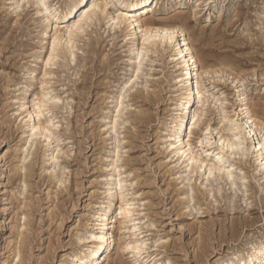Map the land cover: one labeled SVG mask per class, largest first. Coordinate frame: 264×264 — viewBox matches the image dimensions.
Returning <instances> with one entry per match:
<instances>
[{
  "label": "rangeland",
  "instance_id": "rangeland-1",
  "mask_svg": "<svg viewBox=\"0 0 264 264\" xmlns=\"http://www.w3.org/2000/svg\"><path fill=\"white\" fill-rule=\"evenodd\" d=\"M73 1L45 0V8L0 0V264L75 263L94 227L93 206L114 184L134 212L128 223L118 215L113 229L129 249L104 264H217L258 243L264 171L252 153L221 148L219 130L241 100L264 121V0H158L143 17L186 22L212 71L202 78L208 101L191 150L210 163L219 156L232 179L227 169L188 172L173 153L180 85L172 50L157 44L140 61L126 23L109 21L116 8L90 19L72 43L63 38L46 62L56 28L66 36L79 15L67 17ZM39 120L46 128L33 135ZM205 122L212 134L201 143Z\"/></svg>",
  "mask_w": 264,
  "mask_h": 264
},
{
  "label": "bare ground",
  "instance_id": "bare-ground-1",
  "mask_svg": "<svg viewBox=\"0 0 264 264\" xmlns=\"http://www.w3.org/2000/svg\"><path fill=\"white\" fill-rule=\"evenodd\" d=\"M74 0L69 5L66 14L67 17L76 13L79 15L66 26L67 35L61 36L62 31L56 28L53 39L56 44L53 46L51 41V49L49 56L46 60L47 63L51 62L59 53V44L63 38H66L70 43L75 40V34L80 31L90 19L99 17L107 11L108 7H100L97 11L94 6L109 5L108 0ZM113 1V0H112ZM116 3L121 5L115 9L113 13L110 12L109 21L112 26H120L123 22L126 23L127 32H131L135 36V41H139L137 48V57L143 60L147 53L154 50L159 45L166 44L172 50V61L175 64L177 74L175 75L176 84L180 85V94L176 99L178 113L172 119V126L175 127L171 130L172 142L170 146L173 148V153L179 156V159L185 163L188 172H196L198 170L206 169L207 176L209 170H221L222 163L209 162L206 158L200 157L197 153L191 150L192 141L196 135V130L200 124V118L204 114V107L208 101V97L204 92V85L202 78L204 75L212 73L207 63L200 62V57L197 56L195 47L187 32L186 22L181 16L175 17V20L183 21L178 25L166 21H157L155 18H143L153 12V7L157 5L158 0H116ZM82 5V7H80ZM44 6V5H43ZM83 8V11L81 10ZM109 14V13H108ZM78 18V19H77ZM184 24V25H183ZM71 30V32H69ZM127 36V35H126ZM129 36V35H128ZM132 39V38H131ZM134 42V39L133 41ZM135 45V44H133ZM134 49H130L133 51ZM140 60V61H141ZM137 71H134L133 77H139L142 64L139 63ZM48 72L45 71L44 75ZM131 79H129V82ZM43 82H47L44 80ZM40 101L37 103L39 106L43 103L45 98L44 93H39ZM31 97V96H30ZM26 97L27 102H34L32 98ZM241 100V99H240ZM198 105V106H197ZM32 115V112H29ZM224 120L226 124L220 128L219 134L220 144L223 147H228L231 152L239 151L241 141L243 142L244 153L250 152L254 155L255 160L258 161L259 172L264 171V121L261 120L253 111L249 103H244L243 100L234 107L233 115H225ZM235 122L232 124L231 122ZM204 128L201 129L200 139L204 141L208 133L212 134V127L204 123ZM46 128L44 122L40 120L33 126V135L37 134L39 130ZM231 131V135H225L224 129ZM218 128H215L217 130ZM240 137V140L236 139ZM221 147V148H223ZM118 160V159H117ZM227 176L229 177L228 171ZM231 176L232 173H231ZM115 186L109 187V195L104 202H97L93 206L92 221L94 223L93 229L81 239H87L84 244L82 253L73 264H104V262L111 259V256L118 248L125 252L129 249L128 246L121 243L124 236L122 233L117 234L113 231L116 227L115 224L121 219L128 223V213L134 212L129 207L130 203L123 194V187L114 184ZM119 193L113 194L112 190H118ZM119 209V213L117 210ZM4 225L1 226L3 231ZM121 228V227H120ZM119 228V229H120ZM4 237V235H3ZM1 239V238H0ZM132 252L140 253L143 249L142 245L137 243L133 247ZM17 261L20 259V254L17 255ZM113 264H123L121 261L113 259ZM217 264H264V236L258 243H254L243 250L228 252L221 255L215 260ZM16 264V263H15ZM152 264H170V260L162 262L153 261Z\"/></svg>",
  "mask_w": 264,
  "mask_h": 264
},
{
  "label": "snow or ice",
  "instance_id": "snow-or-ice-1",
  "mask_svg": "<svg viewBox=\"0 0 264 264\" xmlns=\"http://www.w3.org/2000/svg\"><path fill=\"white\" fill-rule=\"evenodd\" d=\"M37 3H38V6L41 5V4H43L45 8L48 7L47 4L45 3V0H37ZM94 7H95V9L98 11L100 7L118 8V7H121V5H119V4H117V3H113V4H111V5H107V4H105V5H97V6H94ZM69 32H71V30H69ZM52 44H53V46H55V44H56L55 39H53ZM136 71H137V74H139V69H137ZM125 87L127 88L128 85H125ZM225 102H226V101H225ZM231 123L234 124L235 122L233 121V122H231ZM236 139H237V140H240V137H239V136H236ZM201 143H203V141H201ZM221 147H223V143H221ZM261 147L264 148V145H261ZM239 151H241V152L244 151V147H243V142H242V141H241V146H240ZM216 160H217V162H219V163H224L223 161H221V159H220L219 156L216 157ZM225 169H227V171H228V174H229V177H228V178H229V179H232V176H231L232 169H231V168H228V167H227V164H224V167L221 168V172H224ZM208 174L211 176L213 173H212L211 170H209V173H208Z\"/></svg>",
  "mask_w": 264,
  "mask_h": 264
}]
</instances>
